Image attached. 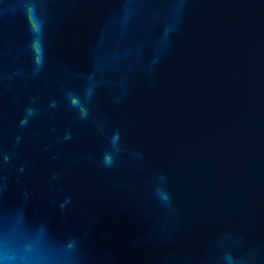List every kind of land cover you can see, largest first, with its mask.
<instances>
[{
  "label": "water",
  "instance_id": "1",
  "mask_svg": "<svg viewBox=\"0 0 264 264\" xmlns=\"http://www.w3.org/2000/svg\"><path fill=\"white\" fill-rule=\"evenodd\" d=\"M0 264H264V0H0Z\"/></svg>",
  "mask_w": 264,
  "mask_h": 264
},
{
  "label": "clouds",
  "instance_id": "2",
  "mask_svg": "<svg viewBox=\"0 0 264 264\" xmlns=\"http://www.w3.org/2000/svg\"><path fill=\"white\" fill-rule=\"evenodd\" d=\"M25 7L27 8L28 12L31 14L35 11V7L34 5L31 4H25ZM35 64H36V68L37 71L43 67V56L42 54L37 56L35 58ZM67 100L70 102L71 106H73L74 108H77L79 110L80 116L81 118H86L87 117V110L81 105L80 100L72 93H69L67 95ZM55 106V103H53V107ZM27 115L31 116L33 114V110L32 109H27ZM22 124H26L27 120H24L21 122ZM118 139V133L113 137V141H112V149L114 151H118V149L116 148V141ZM5 159H7V157H5ZM103 162L106 166H112L115 162V157L112 154V152H108L104 155L103 158ZM158 194L165 200L168 199V196L166 193L163 192H158Z\"/></svg>",
  "mask_w": 264,
  "mask_h": 264
}]
</instances>
